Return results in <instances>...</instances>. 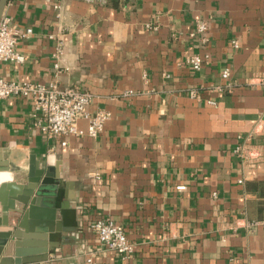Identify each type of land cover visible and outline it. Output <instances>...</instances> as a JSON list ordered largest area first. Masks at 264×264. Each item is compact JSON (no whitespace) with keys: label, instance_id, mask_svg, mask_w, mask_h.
<instances>
[{"label":"crops","instance_id":"crops-1","mask_svg":"<svg viewBox=\"0 0 264 264\" xmlns=\"http://www.w3.org/2000/svg\"><path fill=\"white\" fill-rule=\"evenodd\" d=\"M61 4L57 12L53 0L8 1L3 14L32 32L18 40L25 61L0 62V78L88 91L87 111L110 116L95 137H48L32 98L0 101V187L10 212L44 168L58 172L77 214L74 235L26 238L27 256L58 245L48 259L20 264H264V86L248 84L264 72V0ZM199 21L208 29L192 36ZM196 53L199 70L186 62ZM223 82L229 91L215 87ZM239 144L252 153L245 161ZM99 218L124 226L132 254L100 242L91 227Z\"/></svg>","mask_w":264,"mask_h":264},{"label":"built area","instance_id":"built-area-1","mask_svg":"<svg viewBox=\"0 0 264 264\" xmlns=\"http://www.w3.org/2000/svg\"><path fill=\"white\" fill-rule=\"evenodd\" d=\"M91 3L107 4L110 0H85ZM61 0H53L54 9L59 12L61 9ZM148 27H152L148 24ZM208 29L205 21H199L191 35L203 33ZM32 32L31 28L23 31L19 30L11 22V19L2 14L0 18V62L22 63L25 61V55L18 49V40ZM234 46L238 47V42L233 41ZM62 54V47H57L55 61L53 66L61 70L58 57ZM186 62L193 70H199L204 62V57L200 54H190ZM231 76L229 68L221 72L224 81H228ZM249 85L264 86V72H255L249 77ZM220 91H229L230 83H220L215 86ZM132 93V91H128ZM192 95H196V90H190ZM30 97L34 103V115L36 124L40 130L48 137L58 135H88L95 137L104 128V124L110 113L104 109H98L94 113L87 111L86 107L91 101V93L80 90L73 86H62L58 81L49 83H36L30 81L6 80L0 78V101L10 96ZM213 103H215L213 101ZM86 118L88 120L86 128L79 126V120ZM62 144H66L64 141ZM236 154L242 161L249 156L250 151L246 145L239 144L235 149ZM185 185H178L177 189L182 190ZM91 227L98 235V239L108 248L115 250L117 253L128 256L134 252L135 243L127 237L125 228L122 224L116 223L109 218L96 219ZM86 264H93L92 257L87 258Z\"/></svg>","mask_w":264,"mask_h":264},{"label":"water","instance_id":"water-1","mask_svg":"<svg viewBox=\"0 0 264 264\" xmlns=\"http://www.w3.org/2000/svg\"><path fill=\"white\" fill-rule=\"evenodd\" d=\"M8 1L0 0V18ZM49 170L43 168L30 174L16 213L10 212L5 187H0V264L45 260L49 257L50 249L58 245V241L52 239L43 243V248L37 254L27 256L23 245L30 236L37 234L45 240L54 232L76 234L77 214L70 203L73 194H66L58 172L50 175ZM69 241L72 240H66Z\"/></svg>","mask_w":264,"mask_h":264}]
</instances>
